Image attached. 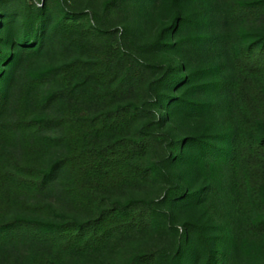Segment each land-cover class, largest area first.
<instances>
[{
	"label": "trees",
	"instance_id": "trees-1",
	"mask_svg": "<svg viewBox=\"0 0 264 264\" xmlns=\"http://www.w3.org/2000/svg\"><path fill=\"white\" fill-rule=\"evenodd\" d=\"M19 1L0 0L1 264H264V31L243 28L264 0L215 6L224 74L191 66L214 23L194 0H100L118 28ZM165 219L173 247L141 240Z\"/></svg>",
	"mask_w": 264,
	"mask_h": 264
},
{
	"label": "rangeland",
	"instance_id": "rangeland-1",
	"mask_svg": "<svg viewBox=\"0 0 264 264\" xmlns=\"http://www.w3.org/2000/svg\"><path fill=\"white\" fill-rule=\"evenodd\" d=\"M28 1L39 4L41 0ZM230 1L232 0H194L193 2L190 1L186 4V7L184 8V13H193L194 10H196L197 12L201 13V15H207L209 18H211V21H214V23H211V27H209V40L207 41V43L203 47L197 43H193L189 48V52L187 53V55L189 56L188 58L190 59L192 67H196V69L198 70L207 71L211 67L214 68V65H217L220 68L219 70H221L219 72H221L222 74L228 71L229 64L225 59V56L222 54V52H220L219 49L218 33H220L221 31V25L220 21H218L216 18V15H218V13L216 14L215 6H219L220 8L225 3H228ZM19 2L20 1L17 0V3ZM63 3L69 9L84 10L88 12L90 16L93 15V13H96L99 19H101V23L107 26L114 25V28H118L120 26V23L115 20L113 15H101L99 9L100 0H64ZM18 9L21 10V6H18ZM129 17L131 19V24L134 28V38L138 44L151 41L156 35L157 30L161 24L159 18L154 19L152 15L151 17H148L146 14L141 16L134 10L131 12V14L129 13ZM243 28L248 32L264 31V18H260L259 20H256L251 23H246L244 24ZM50 45L51 47H54V49H56L57 47L55 43H52ZM50 56H47L43 52V55L35 57L33 60H31V67L34 66V68H40V66H43L44 64L49 62ZM140 56L146 61L157 59L156 54L152 52H142ZM24 68L25 66L21 68V72H24ZM46 112L48 114H52L55 112V108H48ZM187 127V130L189 131L193 127L196 128V125H189ZM182 133L187 132L182 131ZM153 185L158 189L159 196L162 197L167 187L164 177H156L153 181ZM177 228L180 233V231H182L183 229V226L178 225ZM144 239H146V242H151L157 247L166 250L173 247L176 238L173 235V230L170 228L169 221L165 219V222H162L161 225L159 224L153 227L152 229H149L146 232L145 236L141 238V240ZM133 247V245H122L119 249L114 252L113 256L118 258L122 257L127 254L129 250L133 249Z\"/></svg>",
	"mask_w": 264,
	"mask_h": 264
}]
</instances>
